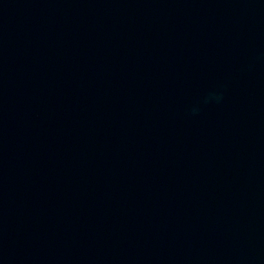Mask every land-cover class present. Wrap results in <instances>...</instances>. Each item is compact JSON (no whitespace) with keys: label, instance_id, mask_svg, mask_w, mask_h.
<instances>
[{"label":"water","instance_id":"1","mask_svg":"<svg viewBox=\"0 0 264 264\" xmlns=\"http://www.w3.org/2000/svg\"><path fill=\"white\" fill-rule=\"evenodd\" d=\"M0 264H264V0H0Z\"/></svg>","mask_w":264,"mask_h":264}]
</instances>
